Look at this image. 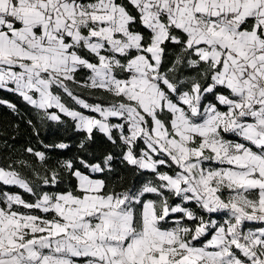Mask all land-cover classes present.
Wrapping results in <instances>:
<instances>
[{
	"label": "snow or ice",
	"instance_id": "obj_1",
	"mask_svg": "<svg viewBox=\"0 0 264 264\" xmlns=\"http://www.w3.org/2000/svg\"><path fill=\"white\" fill-rule=\"evenodd\" d=\"M0 107L81 136L0 152V264H264V0H0Z\"/></svg>",
	"mask_w": 264,
	"mask_h": 264
},
{
	"label": "trees",
	"instance_id": "obj_2",
	"mask_svg": "<svg viewBox=\"0 0 264 264\" xmlns=\"http://www.w3.org/2000/svg\"><path fill=\"white\" fill-rule=\"evenodd\" d=\"M7 98L13 100L19 106L22 114L28 113L29 109L19 99L13 96H7ZM37 126L38 137L25 120H21L19 116L14 115L9 109L0 107V152L8 154L11 148H15L19 152L27 145L40 148L41 145L38 141L43 140L44 143L63 141L69 144L70 149L64 151L62 158H71L78 153L77 146L81 136L72 131L67 125L57 126L51 122L46 125H40L37 122ZM5 142H7L8 148H5ZM109 149L110 146L106 143L103 135L97 134L95 143L90 146L88 158H92V153H95L99 158ZM115 167L124 175L126 180L130 182L133 179L131 173L118 160L115 162ZM20 191L22 192L23 190Z\"/></svg>",
	"mask_w": 264,
	"mask_h": 264
}]
</instances>
